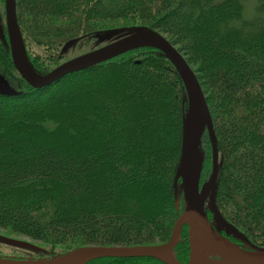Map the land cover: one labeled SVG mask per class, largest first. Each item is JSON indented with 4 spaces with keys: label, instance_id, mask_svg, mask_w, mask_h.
Listing matches in <instances>:
<instances>
[{
    "label": "trees",
    "instance_id": "trees-1",
    "mask_svg": "<svg viewBox=\"0 0 264 264\" xmlns=\"http://www.w3.org/2000/svg\"><path fill=\"white\" fill-rule=\"evenodd\" d=\"M250 11L245 0H17L27 58L42 74L52 57L30 52L29 38L54 52L62 40L129 16L166 36L196 74L223 156L215 201L241 236L220 233L257 249L264 248V0ZM0 65L18 75L3 38ZM19 78L26 91L0 95V228L54 246L167 241L183 210L173 179L187 107L167 58L142 47L46 88ZM198 145L211 154L206 132ZM182 236L185 264L186 224ZM85 264L164 263L102 257Z\"/></svg>",
    "mask_w": 264,
    "mask_h": 264
},
{
    "label": "water",
    "instance_id": "water-1",
    "mask_svg": "<svg viewBox=\"0 0 264 264\" xmlns=\"http://www.w3.org/2000/svg\"><path fill=\"white\" fill-rule=\"evenodd\" d=\"M5 25L14 68L34 89L57 82L63 76L78 72L127 51L151 47L160 51L171 63L182 81L186 94V114L183 125L179 171L183 211L176 219L169 239L161 244L134 246H83L63 255L42 259L0 258V264H85L102 257H150L164 264H183L172 249L179 240L181 228L188 226L189 254L186 264H264V248L240 246L214 228L207 219L203 204L213 189L218 170V149L209 108L196 74L180 51L157 30L135 31L95 50L63 62L46 74L31 66L17 21V0H5ZM16 91L0 86V95L12 96ZM206 132L211 149V170L208 179L199 186L201 155L199 140Z\"/></svg>",
    "mask_w": 264,
    "mask_h": 264
},
{
    "label": "rangeland",
    "instance_id": "rangeland-1",
    "mask_svg": "<svg viewBox=\"0 0 264 264\" xmlns=\"http://www.w3.org/2000/svg\"><path fill=\"white\" fill-rule=\"evenodd\" d=\"M254 2H255V0H245L246 13L247 12L251 13L250 10L252 9ZM18 25H19V23H18ZM103 26H104V29L98 30L97 32H95L93 34L79 35V36H76L74 38L65 39V40H62L61 42H58L57 43L58 44L57 50L54 52H51L48 49H45L42 45H39L32 38L31 39L29 38L26 40L27 41L26 45H27V48L29 49V51L34 53V54H40L43 57L51 56L52 57L51 61L53 62V64L51 65L50 69L53 70L55 67H57L58 65L62 64L63 62H65L67 60H70V59H72L76 56H79L81 54H84L86 52L95 50L99 47H102V46H104V45H106V44H108L114 40H117V39H119L123 36H126L130 33H133L135 31L144 30V29L155 30L153 28H150L149 24L147 22L143 21L142 19H140L138 16H136V17H134V16L130 17L129 16V17H126L123 19H115V20L111 21L109 24L104 23ZM19 28H20V26H19ZM20 31H21V29H20ZM21 34H22V32H21ZM2 38L6 41V43L8 45V38H7L6 25H5V0H0V42H2ZM22 38H23V34H22ZM39 74H42V73H39ZM44 74H46V73H44ZM68 75L69 74L63 76L62 78L64 79V77H66ZM19 76H20L19 73L17 75L16 72L13 70L7 71L4 69V67L2 65H0V86H6L12 90L24 91L25 87H24V84L22 85V81H20ZM20 82H21V84L19 85ZM27 85H29V84H27ZM46 87H44V88H46ZM184 119H185V117H184ZM184 119H183V125H184ZM182 135H183V128H182ZM202 136H201V138H202ZM199 151H200V155H201V164H200L201 166H200V172H199V186H201L208 179L209 174H210L211 154H208L206 151H203V149H200V148H199ZM222 157H223L222 153L218 150V170L220 168V164L222 163ZM179 161H180V158H179ZM218 170H217V174L220 171V170L219 171ZM178 171H179V168H178ZM173 184H174V186H177V188L180 187V179L178 178L177 180H175V177H174ZM216 184L217 183L215 180L214 187L209 192V194L207 195V197L204 201V204H203L204 210L206 212L208 211L209 214L211 215L207 219L214 226V228L216 230H218L219 233H220V229H224L230 233H232V232L235 233L234 228L231 225H229L228 223H226V221H224L222 214L220 212V209L216 204V201H215ZM182 211L180 212V214L182 213ZM173 226H174V224H173ZM235 234L241 236V234L239 232H236ZM181 240H183L182 228H181L179 240L176 243V245L174 246V248L172 249V254L175 255V257L177 259L179 257L177 247H178ZM156 244H161V243H156ZM148 245H151V244H148ZM83 246H90V245H83ZM83 246H77V245H75L74 247L69 246V245L68 246L67 245L54 246L51 244H46V243L38 242L36 240H32L29 237H26L24 235L14 233V232L10 231L9 229H1L0 228V258H16V259H29V260L49 259V258H53V257L63 255L65 253H68L74 249H77V248H80ZM257 249H263V248H257ZM188 254H189V252H188ZM115 258H117V257H115ZM187 261H186V263H187Z\"/></svg>",
    "mask_w": 264,
    "mask_h": 264
}]
</instances>
